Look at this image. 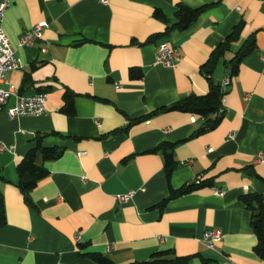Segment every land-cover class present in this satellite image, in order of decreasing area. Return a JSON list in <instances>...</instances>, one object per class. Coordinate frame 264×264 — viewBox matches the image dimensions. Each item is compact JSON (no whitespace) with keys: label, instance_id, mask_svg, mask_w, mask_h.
<instances>
[{"label":"crops","instance_id":"0c3cea01","mask_svg":"<svg viewBox=\"0 0 264 264\" xmlns=\"http://www.w3.org/2000/svg\"><path fill=\"white\" fill-rule=\"evenodd\" d=\"M8 2L0 30L12 47L38 23L47 26L41 39L17 49L22 68L8 73L1 87L12 85L20 95L42 92L47 102L41 117L11 120L0 112V264H96L85 253L133 264L158 252L189 257L187 264H264L253 250L251 213L239 200L257 193L264 201V0ZM180 4L210 6L186 31L155 38L176 22ZM155 10L165 21L154 17ZM241 23L225 61L253 32L256 49L236 76L227 77L221 60L211 75L215 84L229 78L215 129L196 134L205 121L180 112L133 122L205 94L203 65ZM161 42L178 49L171 69L156 63ZM65 93L74 95L73 115L60 111ZM13 103L11 97L7 107ZM37 138L61 155L45 162L38 156L48 174L27 193V202L17 188L16 167ZM164 143L174 145L169 182L163 152L156 150ZM197 177L213 186L155 207L169 188ZM130 192L131 201L117 202L116 196ZM213 229L222 239L208 250L201 238Z\"/></svg>","mask_w":264,"mask_h":264},{"label":"trees","instance_id":"16d2710c","mask_svg":"<svg viewBox=\"0 0 264 264\" xmlns=\"http://www.w3.org/2000/svg\"><path fill=\"white\" fill-rule=\"evenodd\" d=\"M210 5L202 6L196 9H191L184 5H178L175 13L176 22L171 26L167 27L162 34H158L155 38L161 36H167L171 31L184 32L186 31L197 18L209 8ZM154 17L159 20H164V16L159 10L154 11ZM165 21V20H164ZM243 28V23L239 24L234 28L233 32L220 42L217 47L211 52L207 62L203 65L202 70L207 77L208 89L203 95H189L186 96L169 107H163L155 112H152L144 117L135 119V124L144 122L149 118L160 114L170 112H180L196 116L203 119L205 122L203 127L197 131L196 134H201L206 131L215 129L218 123L221 121L223 115L222 100L224 98V91L221 84H215L211 75L213 74L218 62L221 60L226 66L227 77L231 78L237 75L239 66L244 58L249 56L256 49L255 32L251 33L246 40L243 42L241 47L234 53L230 60L225 61L227 54L231 53L232 44L239 40V34ZM135 70H131L130 74L133 77ZM73 98L74 95L71 93H65L63 96V106L61 113L65 115H73ZM210 116H214L211 120ZM174 145L171 143H164L160 145L156 150L161 149L164 160V173L167 182L170 180V176L176 167L173 159L172 150ZM61 155V150L56 148H44L41 146V139L37 138L35 148L27 152V154L21 159L16 167L19 181L17 188L25 196L27 193L35 188L37 183L45 178L48 174L47 170L40 164L37 163L38 156L41 157L42 161H49L58 158ZM213 183L210 181H201L200 184L195 185L194 183L182 186L177 190L169 188L168 196L163 199L157 206L161 208L170 200L176 199L183 195H187L193 192L200 191L204 188L212 187ZM239 200L244 204L246 209L251 213L250 218V230L257 239V244L254 247V252L264 258V201L261 195L257 193L245 194L240 196ZM4 224L3 216V205L0 196V226ZM82 256L87 257L96 264H112L107 258L97 253H85ZM189 257H171L170 252H158L153 254L149 261L138 262L133 264H187Z\"/></svg>","mask_w":264,"mask_h":264},{"label":"built area","instance_id":"2783aa9c","mask_svg":"<svg viewBox=\"0 0 264 264\" xmlns=\"http://www.w3.org/2000/svg\"><path fill=\"white\" fill-rule=\"evenodd\" d=\"M101 5H107L108 0H99ZM8 0L0 2V17L8 7ZM46 23H38L30 31L25 33L18 42L17 48L10 45L5 33L0 30V112L5 111L9 119L41 117L46 114L47 97L45 93L39 92L32 95H20L16 89L10 85L7 89H3L1 84L5 81V76L13 71L22 68L20 58L17 54L18 48L30 46L34 41L41 39L43 29ZM178 49L175 46H170L167 42H161L157 45L156 63L164 68L171 69L175 66L178 58ZM229 84V78L222 82V87ZM13 97L14 103L7 107L8 100ZM229 139L234 138V133H229ZM263 158L262 154L258 155V159ZM201 178L197 177L194 181L195 185L200 184ZM217 195H222V190L214 191ZM134 193L130 192L116 196L119 204H126L133 199ZM222 234L219 230H207L203 233L201 242L208 250H214L216 245L221 241ZM31 240V238H29ZM161 240V239H159ZM74 242L77 246H81L82 241L79 235L74 237Z\"/></svg>","mask_w":264,"mask_h":264}]
</instances>
